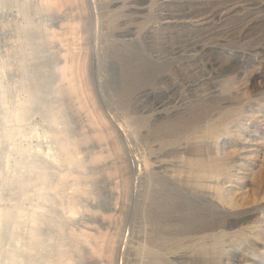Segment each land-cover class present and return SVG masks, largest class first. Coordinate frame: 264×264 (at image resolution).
Instances as JSON below:
<instances>
[{"label": "rangeland", "instance_id": "374dc122", "mask_svg": "<svg viewBox=\"0 0 264 264\" xmlns=\"http://www.w3.org/2000/svg\"><path fill=\"white\" fill-rule=\"evenodd\" d=\"M0 264H264V0H0Z\"/></svg>", "mask_w": 264, "mask_h": 264}]
</instances>
